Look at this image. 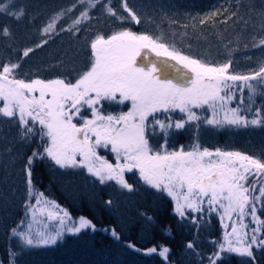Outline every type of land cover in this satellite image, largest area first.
Returning <instances> with one entry per match:
<instances>
[{
  "label": "snow or ice",
  "instance_id": "1",
  "mask_svg": "<svg viewBox=\"0 0 264 264\" xmlns=\"http://www.w3.org/2000/svg\"><path fill=\"white\" fill-rule=\"evenodd\" d=\"M97 3H101V0H88L89 7H95ZM14 7L11 0L9 4H0V14L18 20L24 12L23 9L12 11ZM122 7L132 20L140 23L127 0H123ZM106 11L116 15L111 8H106ZM61 15L63 13L53 17L43 29L45 34L55 29L56 20ZM84 19H88L87 10L81 13L74 24ZM0 33L10 35L7 27L0 30ZM259 43L264 45V38ZM91 49L93 59L74 81L59 78L26 81L17 78L15 70L20 67L19 63L0 66V116L14 117L23 126L22 138L39 135L44 141L47 137L43 151H34L27 160L29 185L32 184L31 168L37 159L48 158L61 168H85L101 183L115 180L129 191H132V185L124 178V173L135 170L145 184L165 192L176 202L175 211L181 217L185 215V209L200 212L207 203L210 210L213 206L222 209L221 219L226 217L229 221L233 213L242 221L249 214L246 209L250 208L252 220L264 225V221L256 216L255 205L256 200L264 197V186L260 188L259 196H253L255 186L248 184L250 175L264 173V162L240 152L219 149L209 151L201 148L198 142L188 151L183 148L169 150L167 147L168 129H184L189 122L201 121V116L193 109L212 110L211 118L203 120L205 124L237 128L264 127V116L252 107L257 92L252 81L264 85V64L251 74H230L231 62L211 66L182 55L175 49L170 50L159 38L153 39L149 35L127 30L117 32L107 39L103 35L97 36L91 43ZM31 51L26 49L22 56L27 57ZM153 54L165 59H153ZM167 61H175L187 72ZM238 83L241 93L239 98L232 91ZM245 88L248 89L246 98L243 95ZM233 100L237 101V105L230 107ZM104 101L115 102L117 105L127 102L130 107L126 112L114 115L102 111ZM85 108L90 110L91 118L81 115ZM177 110L186 114V119L181 117L173 120L168 115ZM158 113L165 115L158 116ZM247 113H252L253 118L249 119ZM77 117L79 119L74 123ZM157 125L164 132V143L150 144V135L156 134ZM195 127L198 129L199 123ZM98 147L108 148L116 154L117 161L124 162L113 165L102 159L97 154ZM36 195V204H43L44 207L31 209L33 220H36L38 213H46L49 219L58 220L61 227L54 230V233L44 230L33 232L29 224L27 231L13 229L12 234L19 236L26 246L38 248L55 245L64 234L65 219L71 217L67 211L59 209L54 201L41 199L44 196L42 192ZM49 205L59 211L48 210ZM246 227L241 223L239 228L233 226L226 233L224 242L218 245L217 251L209 258L210 264H215L222 254H236L255 261L253 245L264 249V240L257 244V236L252 235L250 242L246 243ZM85 228L95 230V225L80 217L79 227L68 228L67 231L75 234ZM258 231L259 227L253 229V233ZM113 235L119 239L115 231ZM187 247L192 248L193 245L189 243ZM169 251L164 246L159 251L156 247L148 249L149 253H157L165 259Z\"/></svg>",
  "mask_w": 264,
  "mask_h": 264
},
{
  "label": "trees",
  "instance_id": "2",
  "mask_svg": "<svg viewBox=\"0 0 264 264\" xmlns=\"http://www.w3.org/2000/svg\"><path fill=\"white\" fill-rule=\"evenodd\" d=\"M36 1L40 6L45 4L40 0ZM81 1L88 3V0H70L67 4L66 10H69L70 14L66 17L59 16L56 20V23L60 21L62 25L59 31L54 29L47 34L43 32L53 17L62 13L60 9H54L48 15V18H52L43 24V36L31 46L2 48L0 66L19 63L20 67L15 70L17 78L26 81L34 79L49 81L58 78L74 81L77 76L72 77L69 73L78 75L80 71L86 70L90 63H63L65 62L63 57L78 58L79 55L76 54L79 51L78 44L88 46V38L95 33L97 26L100 28L109 23L110 29H123L140 34L143 23L133 0H127V3L140 19L139 24L124 10L123 0H101L95 7H90L92 13L88 14V19L81 20L80 25L74 24L81 15L79 12L87 10ZM0 4H5V0H0ZM202 6L209 7L210 17H203L197 13ZM106 8H111L116 15H111ZM185 9L191 19V24L183 26L185 32L189 29L193 34L197 29H224L225 34L236 35L234 39L227 41H233L230 42L232 47L227 49V59L231 62L230 74H251L264 64V45L259 43L264 38V0H207L204 4L196 5L191 12H188L186 7ZM179 18L169 14L162 15L159 21L160 28L180 26L179 21L185 16ZM5 21L6 18L3 17L0 21L2 27L5 26ZM87 21L91 29H82L81 25ZM141 34H146V31ZM159 40L162 42L161 38ZM7 43L14 44L8 37ZM71 43L75 45L71 47ZM164 44L170 50L173 49L168 43ZM26 49L32 51L24 57L22 53ZM247 94L248 89L245 88L244 97ZM102 103V111L114 115L130 106L127 102L124 105L107 101ZM195 111L201 117L206 113L205 109ZM81 115H88V118H91L90 110L87 108L82 110ZM247 115L249 119L253 118L252 113ZM171 118L177 120L173 116ZM78 119L75 118L73 122L76 123ZM201 122L202 118L194 125L186 124L184 129H168L169 150L183 148L188 151L198 142L201 148H207L209 151L219 149L240 152L264 162L256 150L249 149L243 144L254 143L241 136L256 133L259 126L246 130H241L243 127L202 130ZM197 123L200 125L198 129L195 127ZM22 129L23 126L16 122L14 117L0 116V130L12 138V143L0 147V165L6 168L0 175V264H210L209 258L217 251L218 245L224 242L226 233H229L233 226L238 227L241 224L235 213L231 221L226 217L222 220L223 210L218 206H213L210 210L207 203L202 206L203 210L200 212L185 209V215L181 217L175 211V201L165 192L145 184L137 171L126 172L124 176L132 185V191H129L115 180L101 183L85 168H61L48 158L37 159L31 168L32 184L29 185L26 173L27 160L34 151H43L47 137L44 141L39 135L22 138ZM210 133L213 136L208 138L207 135ZM149 143L154 145L164 143V132L160 131L158 125L156 134L150 135ZM97 154L113 165L118 163L116 154L108 148L98 147ZM256 177L254 176L250 182L255 186L253 196H259L260 188L264 186V173ZM41 192L44 194L41 199L54 201L67 211L71 219L75 220L76 227H79L80 217H84L95 225V230L87 228L75 234L68 232L54 246L34 247L37 252L30 258L20 255L21 246L12 230L18 231L25 218H28L30 208L36 205L38 198L36 194ZM255 205L256 216L260 221H264V197L256 200ZM250 211V208L246 209L249 214L243 218L247 225L244 230L247 233V240L250 242L251 236L256 235L258 244L260 240H264V225L254 222ZM225 225L228 227L225 228ZM257 227L260 231L253 233V229ZM113 231L119 239L113 235ZM189 243L193 245L192 248L187 247ZM161 246L170 249L167 259L157 253L148 252V249L153 247L159 251ZM253 253L255 261L236 254L226 256L222 254L221 259L215 264H264V249L254 244Z\"/></svg>",
  "mask_w": 264,
  "mask_h": 264
},
{
  "label": "rangeland",
  "instance_id": "3",
  "mask_svg": "<svg viewBox=\"0 0 264 264\" xmlns=\"http://www.w3.org/2000/svg\"><path fill=\"white\" fill-rule=\"evenodd\" d=\"M40 1L45 4H43V6H40V4L37 3L36 0H11V4L15 5V7L12 8V11H16L17 9H23L24 15L17 20L14 17L10 19L11 16L9 15L0 14V21L3 20V17L6 18L5 26L2 27L0 24V30H2L4 27H7L10 33V35L7 36L0 33V51L2 50V48L8 46L11 47H15L17 45L31 46L34 42H36L39 38L43 36L42 34L43 24L45 21L52 18V17L48 18L49 17L48 15L49 13L54 11V9H60L63 13V15H61L62 17H66L67 15L70 14V11L66 10L67 4L70 3V0H43V1L40 0ZM206 1L207 0H133L134 7L137 13L140 15V18L143 23V26H141L142 29L140 34L143 33V31H146L147 35L151 36L153 39H156V37L161 38L162 42L168 43L173 49H175L180 54L188 56L192 59H197L202 63H208L211 66H220L222 64L228 63L227 49L232 47V43L230 42L233 41L232 40H230L229 42L227 41L228 39H234V37L236 36L235 34H225L224 29H197L196 33L194 34L192 33L191 29H189V31L187 32L183 30L184 25L191 24V19L185 7L188 9V12H191L192 10H194L196 5H199V3L204 4ZM9 3L10 0H5V4H9ZM80 3L86 5V9L88 11V14L90 15L92 13V10H90L91 8L88 6V3H86L85 1H81ZM82 12L83 11L79 12V15ZM197 13L201 14L203 17H210V11L208 6L200 7ZM95 14H97V12ZM165 14H169L173 17H180V18H182V16H185V18L179 21L180 26H175V27L169 26L166 28H160V23H159L160 18L162 15ZM88 21L83 22L84 24L82 23L83 24L81 25L82 29H91V25L88 23ZM61 26H62L61 22L60 21L57 22L55 25V31H59ZM74 26H78V25H74ZM96 29L97 30L95 31V33L88 38V42H89L88 46H85L84 44H78L79 51L78 53H76L79 55L78 58L67 59V57L64 56L63 60L65 62L63 63H68V64L90 63V61L93 59L92 49L90 52V45L96 39L97 36L103 35L105 38H108L109 36L117 32L123 31V29H110L109 23L104 26H101L100 28L97 26ZM160 29H166V30L162 31ZM7 37L9 39H12L14 44L10 45L9 43H7ZM74 45L75 43H71V47H73ZM244 46L245 48H247L246 44H244ZM153 59L164 60L165 58L164 59L163 57L157 58L154 56ZM70 60H73V62H70ZM167 63L171 65H175V67L177 68H181V71L187 72V69H183L180 65L176 64L175 61H167ZM69 74L72 77L77 76V74H71V73ZM189 75L192 74L189 73ZM252 83L254 86H256L257 89L256 95L254 96L255 104L252 107L253 109H258L260 115L264 116V95H261V93H264V85L259 84L258 81H253ZM232 91H235L237 93V98L240 97L241 93L239 91V83L237 84L236 87L232 89ZM36 95L38 96L39 93ZM245 102L247 103L246 100ZM235 104L237 105V101L233 100L232 104L229 106L235 107ZM240 106L241 108H243V105ZM128 109H125L124 112H126ZM195 110L196 109H193L194 112H196ZM205 112H206L205 113L206 116L204 114V116L201 117L202 130L208 128L212 130L225 129L230 127H232L233 129H238L236 126L224 125L220 127V126H214L203 123V120L205 118L210 119L212 116L211 109H207L205 110ZM168 115L173 116L177 120L180 119L181 117L186 119V114L180 113L178 110ZM188 124L194 125L195 122H189ZM251 127L254 126H250L248 128ZM246 129L247 128H243L241 130H246ZM257 129L259 131H256V133L250 136H245V135H241V136L243 139H246L254 143V145H250L246 141H245L246 143L243 142V144L247 146L249 149L256 150L257 153L260 154L259 156L264 159V131L262 130L264 129V127L259 126ZM237 132H239V130ZM211 136H213L212 133L207 135L208 138ZM9 143H12V138L7 136L0 130V147L5 146L6 144ZM118 162L123 163L124 161L120 160ZM98 163L99 162H97V164ZM5 170L6 168L0 165V175H2ZM125 174L126 172L124 173V176ZM253 177L254 176L252 175L249 176L248 184H250L251 179ZM109 181H114V180H109ZM37 207H44V205L36 204L35 206L31 207L29 210L28 218H25L22 225L19 226L18 231H27L29 224L31 225L33 232L37 230H44L47 232L54 233V230L59 229L61 227L58 220L49 219L46 213L45 215H40L38 213L36 220L34 221L32 218L31 209ZM59 209L62 208L59 206ZM59 209L52 208L51 205L48 206V210L51 211H59ZM60 214L63 215L62 212ZM241 223H243L244 225L246 224L244 220H242ZM76 226L77 224L74 219L66 218L63 226L65 229L63 236L66 233L70 232L67 231L68 228H72ZM239 227L240 226H238V228ZM15 238L18 239L19 241L18 244L21 246L20 255L32 258L33 254H35L37 250H35L34 247L32 246H26L19 236H15ZM244 239L246 243L249 242L247 240V236H245Z\"/></svg>",
  "mask_w": 264,
  "mask_h": 264
}]
</instances>
